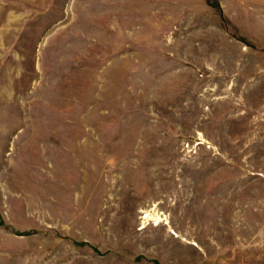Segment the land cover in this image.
Here are the masks:
<instances>
[{
	"label": "rangeland",
	"instance_id": "374dc122",
	"mask_svg": "<svg viewBox=\"0 0 264 264\" xmlns=\"http://www.w3.org/2000/svg\"><path fill=\"white\" fill-rule=\"evenodd\" d=\"M0 264H264V0H0Z\"/></svg>",
	"mask_w": 264,
	"mask_h": 264
}]
</instances>
